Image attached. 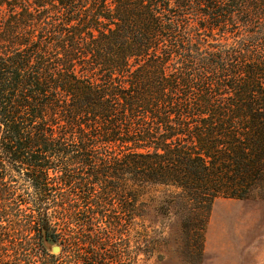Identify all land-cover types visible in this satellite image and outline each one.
<instances>
[{
  "label": "trees",
  "instance_id": "16d2710c",
  "mask_svg": "<svg viewBox=\"0 0 264 264\" xmlns=\"http://www.w3.org/2000/svg\"><path fill=\"white\" fill-rule=\"evenodd\" d=\"M155 186L191 264L264 200V0H0V264H138Z\"/></svg>",
  "mask_w": 264,
  "mask_h": 264
},
{
  "label": "rangeland",
  "instance_id": "374dc122",
  "mask_svg": "<svg viewBox=\"0 0 264 264\" xmlns=\"http://www.w3.org/2000/svg\"><path fill=\"white\" fill-rule=\"evenodd\" d=\"M174 192L172 188L155 186L144 196L147 214L143 225L157 238L148 250L153 254L149 258L141 257L138 264H191L185 257L183 211L167 204ZM128 242L134 246L133 237L123 244ZM202 264H264V200L261 197L215 202L206 231Z\"/></svg>",
  "mask_w": 264,
  "mask_h": 264
},
{
  "label": "water",
  "instance_id": "95a60500",
  "mask_svg": "<svg viewBox=\"0 0 264 264\" xmlns=\"http://www.w3.org/2000/svg\"><path fill=\"white\" fill-rule=\"evenodd\" d=\"M48 248H49L50 252L54 255H59L62 252L61 247L58 245H55V246L48 245Z\"/></svg>",
  "mask_w": 264,
  "mask_h": 264
}]
</instances>
